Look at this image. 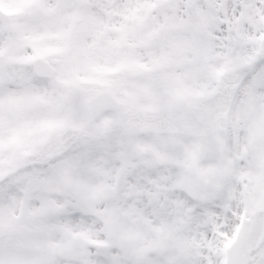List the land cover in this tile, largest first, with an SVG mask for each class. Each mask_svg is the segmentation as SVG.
Returning a JSON list of instances; mask_svg holds the SVG:
<instances>
[{"label": "snow or ice", "instance_id": "obj_1", "mask_svg": "<svg viewBox=\"0 0 264 264\" xmlns=\"http://www.w3.org/2000/svg\"><path fill=\"white\" fill-rule=\"evenodd\" d=\"M0 264H264V0H0Z\"/></svg>", "mask_w": 264, "mask_h": 264}]
</instances>
